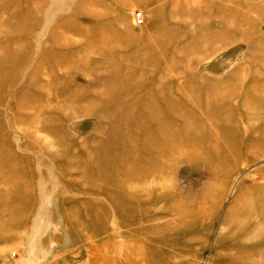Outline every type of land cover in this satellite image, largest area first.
<instances>
[{
    "label": "rangeland",
    "instance_id": "obj_1",
    "mask_svg": "<svg viewBox=\"0 0 264 264\" xmlns=\"http://www.w3.org/2000/svg\"><path fill=\"white\" fill-rule=\"evenodd\" d=\"M0 264H264V0H0Z\"/></svg>",
    "mask_w": 264,
    "mask_h": 264
},
{
    "label": "built area",
    "instance_id": "obj_2",
    "mask_svg": "<svg viewBox=\"0 0 264 264\" xmlns=\"http://www.w3.org/2000/svg\"><path fill=\"white\" fill-rule=\"evenodd\" d=\"M134 21L136 22V24H141L143 23V18L142 15L140 13H135L134 14Z\"/></svg>",
    "mask_w": 264,
    "mask_h": 264
}]
</instances>
